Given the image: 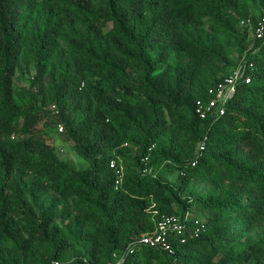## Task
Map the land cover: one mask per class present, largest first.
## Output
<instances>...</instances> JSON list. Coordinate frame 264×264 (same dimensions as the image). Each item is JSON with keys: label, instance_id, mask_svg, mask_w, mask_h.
Returning a JSON list of instances; mask_svg holds the SVG:
<instances>
[{"label": "trees", "instance_id": "16d2710c", "mask_svg": "<svg viewBox=\"0 0 264 264\" xmlns=\"http://www.w3.org/2000/svg\"><path fill=\"white\" fill-rule=\"evenodd\" d=\"M237 5L0 0V264H65L60 259L74 256L70 264H104L110 246H133L173 214L183 224L169 232L174 254L136 245L120 264H264L259 245L230 251L264 219V39L254 37L247 52L252 82L238 87L224 115L203 121L195 101L208 98L209 87L224 76L196 80L204 41L196 42L192 63L182 55L185 42L194 43L191 26ZM211 52L223 60V52ZM24 60L36 71L29 85L18 86ZM53 104L64 132L89 162L85 169L58 156L38 127L51 117ZM184 109L190 127L173 128ZM205 135L196 158V142ZM124 143L135 155L120 151ZM162 143L160 155L179 171L180 191L192 180L209 189L179 200L180 211L178 198L145 175L115 186L111 159L123 167L130 158L141 169L142 157Z\"/></svg>", "mask_w": 264, "mask_h": 264}, {"label": "rangeland", "instance_id": "374dc122", "mask_svg": "<svg viewBox=\"0 0 264 264\" xmlns=\"http://www.w3.org/2000/svg\"><path fill=\"white\" fill-rule=\"evenodd\" d=\"M238 11L241 12V14H239ZM263 12L264 0H238L236 9L235 7H231V9L221 13V15L203 17L197 25L191 26L188 40L190 39L194 43L188 41L185 42L184 48L182 49V55L185 60L189 63H192L195 60L198 53L197 51H194L193 48L198 46L196 43L197 41H204L206 44L205 48H207L204 49L206 55L201 60V63L198 61L194 64L196 67V80L198 82L202 83L204 80H211L213 76H225L237 68L241 63L245 62L247 52L252 49L254 35L251 28L241 25V20L244 18L252 19L254 16ZM244 34H246V39H243L241 36ZM210 50L223 52V60L213 57V52ZM175 59V53H172L170 62H174ZM59 68H61V66ZM35 71L36 69L34 68L33 63L25 62V60L22 61L16 73L15 83L18 86L29 85L30 79L35 74ZM54 106L55 105L53 104L48 108L52 111L51 117L40 122L38 127L46 132L45 141L51 148L54 149L58 156L68 161L76 168L85 169L89 166V162L79 155L78 151L75 149L76 143L68 137L66 132H59L56 127V124L61 121L55 116L57 114V108ZM183 112H186L185 109ZM191 122V114L185 113L184 117H180L176 123H171V126L175 128V125H179L189 128ZM199 141L200 139L196 142V149ZM121 147L123 149L120 151H124L129 157L135 155L136 153V149L129 143L128 145L127 143H124ZM162 148L163 143L156 145L153 155L149 158L146 172L143 170L144 168H137L132 159H122L123 181L125 183L130 176H135L136 173L141 176L145 175L148 180L153 181L160 186L165 193L175 195L176 198H178V200L176 199L174 202V207L176 210L180 211L181 202L179 200H192L198 192H207L209 189L206 188V183L204 181L192 180L190 185L186 187L184 191H180V187L178 185L179 171L170 165V163L166 162V160L162 159L160 155ZM114 152L117 153L118 150L116 149ZM191 214V210L188 209L186 211V216H192ZM175 215L180 218V214ZM155 228L156 226L152 229L150 228L146 232L153 231ZM249 244L264 247V219L255 224L249 234L237 242L230 249V251L237 255L245 250ZM131 246L132 242L127 246H110L107 251V261L104 262V264L122 263ZM44 259L45 263L50 260L46 257ZM75 260V256L66 258L65 260L60 259V261L65 264H70Z\"/></svg>", "mask_w": 264, "mask_h": 264}, {"label": "built area", "instance_id": "2783aa9c", "mask_svg": "<svg viewBox=\"0 0 264 264\" xmlns=\"http://www.w3.org/2000/svg\"><path fill=\"white\" fill-rule=\"evenodd\" d=\"M241 25L249 27L252 29L255 38L264 39V13H262L256 22L254 23L251 18H244L241 20ZM253 64H247L246 61L241 63L232 72L225 75L218 82L213 84L208 89V98H199L195 101L194 111L196 115L203 121L213 116H222L226 113L227 104L237 93L238 87L242 84H249L252 82V72ZM56 108V106H54ZM57 111V109H56ZM57 129L59 132H64V124L59 122L57 124ZM207 135L203 136L198 142L196 150V158L200 156L202 151L206 147ZM155 146H151L149 150ZM149 154L142 157V162L144 163V171H147V164L149 161ZM194 165L196 162L193 163ZM110 166L114 168L118 173V178L116 179L115 186L119 188L123 181V167L118 165L116 159L110 160ZM198 223L199 221L196 220ZM182 230L183 224L181 219L176 215L163 216L156 224V228L153 231L146 232L142 234L141 238L138 239L131 251L136 245L148 246L152 248H159L168 251L171 254L175 253V249L169 241L170 230ZM199 228L196 229L195 233H198ZM182 241H184L182 239Z\"/></svg>", "mask_w": 264, "mask_h": 264}]
</instances>
